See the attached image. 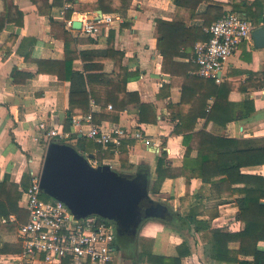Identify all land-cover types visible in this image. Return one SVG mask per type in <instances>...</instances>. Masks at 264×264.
Masks as SVG:
<instances>
[{"label":"crops","instance_id":"0c3cea01","mask_svg":"<svg viewBox=\"0 0 264 264\" xmlns=\"http://www.w3.org/2000/svg\"><path fill=\"white\" fill-rule=\"evenodd\" d=\"M5 1L0 0V14L4 11ZM10 1L23 16L15 13L14 22L8 23L0 34V264H49L42 256L21 258L23 243L19 230L29 221L25 191L32 181L31 171L41 169L46 148L55 141H47L43 136L39 128L41 121H47L49 127L56 126L71 133L70 138L91 139L82 135L76 126L65 129L70 115L71 89L89 88L85 64L93 66V73L103 75L93 84L98 98V102L91 100L90 112L93 115L99 114L104 105L108 110L113 109V102H108L109 79L120 82L125 77L126 90L138 93L142 103L153 106L155 111L149 117L154 118L155 113V122H142L138 110L124 108L118 122L102 120L97 123L108 127L119 126L132 133L144 128L147 135L157 142L159 152L133 137L123 138L130 168H121L120 147L118 153L115 147L112 158L103 160L104 165L120 173L125 171L134 175L146 168L151 188L155 182L157 157L167 151L171 164L180 167L186 149L183 136L174 133L178 121L172 118L169 108V104L181 102L183 80L178 77L174 82L170 74L163 72V55H172L174 62L187 66L190 75L201 77L197 73L199 65L194 57L195 47L205 42L198 41L190 50L182 47L175 51H160L156 37L157 21L181 20L185 22V27H201L208 34L206 29L211 24L228 12H236L258 28L263 26L264 0H132L126 15L117 11L105 13L99 0H78L67 9L63 8L60 0ZM33 1H47L43 3L44 11L40 12ZM100 11L103 14L120 13L125 23L104 27L96 37L85 35L81 28L73 27V22L80 21L82 13L96 17L103 15ZM66 14L70 18L65 21ZM52 18L65 21L72 36L81 39L80 43L75 42L71 47L78 56L73 62L75 74L72 80H60L52 70L40 72L35 62H60L66 58L65 41L51 32ZM193 36V33L190 34V39ZM85 54L95 59L84 62L81 55ZM222 76L221 83L215 82L228 91L230 107L238 109L240 114L248 111V115L226 126L212 120L205 127L204 116L197 120L195 129L205 127L206 137L214 139L209 146L221 156V163H217L222 166L220 172L211 180L193 178L188 194L184 177L168 178L160 192L151 196L165 205L173 204V209L184 215L195 204H203L205 217L215 215L213 227L239 232L245 228L240 219L239 204V200L245 197L243 189L247 185L246 180H249L245 176L254 177L253 182L260 186L264 184V47L257 46L253 35L228 59ZM171 83L168 92L164 85ZM213 104L214 98L211 97L206 110L209 111ZM84 115L87 114L74 117ZM216 139L222 140L215 143ZM76 149L83 153L80 147ZM197 153L198 149L194 148L192 156L196 157ZM90 161L99 165L97 160ZM261 202L264 204V197ZM137 235L139 241L152 245L155 254L168 256H176V247L186 240L192 254L183 259V264H216L210 257V245L202 242L199 234H184L158 219H149ZM238 246V243L230 245L232 248ZM258 246L264 250V242ZM117 255L114 264H134L119 249Z\"/></svg>","mask_w":264,"mask_h":264},{"label":"trees","instance_id":"16d2710c","mask_svg":"<svg viewBox=\"0 0 264 264\" xmlns=\"http://www.w3.org/2000/svg\"><path fill=\"white\" fill-rule=\"evenodd\" d=\"M33 2L38 6L40 12L44 11L43 3L47 1ZM131 2L132 0H99L105 13L117 11L122 15H126ZM15 13L23 16L19 12V9L13 5V1H5L4 11L0 14V34L8 23L14 22ZM69 18L70 15L66 14L65 21ZM65 21H55L52 18L51 32L55 37L63 38L62 40L65 41L66 58L60 62L47 60H36L35 62L38 63L40 72L52 70L55 74L57 73L60 80H72L75 74L73 62L78 56L71 47L75 42L80 43L81 39L72 36L66 28ZM184 32L185 34L183 35ZM192 33L194 36L190 39V34ZM156 37L157 46L160 51H175L182 47L185 50H190L194 49L198 41L209 40V34H206L201 27H185V22L181 20L166 21L159 19L156 26ZM196 55L194 57H197ZM81 57L84 62L95 59L94 56L86 54L81 55ZM162 70L170 74L174 78V82L177 81L178 77L183 80L182 100L178 104H169V108L171 109L172 118L178 121L174 133L183 136V145L186 149L183 165L180 167H174L171 164L168 160L167 151H163L157 157L154 171L155 182L150 188V194L159 193L166 179L177 177H184L186 179L188 194L193 178L211 180L217 176L222 168L220 164L219 166L217 164L221 163L219 160L221 156H218L212 146H209L214 139L209 140L211 136L206 137L207 132L205 131V127L207 123L213 120L222 126H226L227 123L237 120L241 116H247L248 111H243L240 114L238 109L230 107L231 104L227 101L228 91H226L224 86L216 84L213 79L207 80L199 76L190 75L187 66L174 62L172 55H163ZM85 71L88 74L87 82L89 88L74 87L71 89L69 100L70 115L66 119V130L71 129L74 116L90 112L91 100L98 102L93 84L99 81L100 76L103 77V75L93 73V66L87 64H85ZM107 82L108 102H113V109L108 110L107 105H104L99 114L93 115L96 123L102 120L118 122L120 112L124 108L128 110L135 108V110H138L142 122L156 121L155 113L153 115L154 118L149 117L155 111L153 106L142 103L138 93H130L126 90L125 77L120 82L110 79ZM172 84L164 85V89L169 92ZM211 97L214 98V104L207 111V101ZM200 116L206 118V124L203 129L196 130V123ZM75 138L77 139V137ZM77 140L78 147L83 151V154L88 153L86 156H91V159L97 160L98 164H103L105 158H112L114 156V145H110L107 149H104L92 139L81 138ZM221 140L216 139L215 143L221 142ZM194 148L198 149L196 157L192 156ZM120 161L121 168L127 169L131 167L128 150L124 142L120 146ZM139 171L147 172V169L142 168ZM245 177L249 179L246 180L247 185L245 184L246 187L243 189L245 197L239 200L240 219L245 224V228L242 231L231 232L225 228L213 227L212 220L215 218V215L205 217V214L202 212L204 209L203 204H195L185 215L176 212L169 205H166L168 210L165 216L158 220L184 234H199L201 241L210 245V257L216 264H264V250L258 246L260 242H264V204L261 202V198L264 197V184L260 186L256 182H253L254 177L252 176ZM137 238L138 235L136 239L117 235L118 249L123 252L125 257L131 259L134 264L139 262L149 264H183V259L192 254V249L186 240L176 247V256H168L155 254L150 243L141 242ZM232 243H238L239 246L232 248L230 247Z\"/></svg>","mask_w":264,"mask_h":264},{"label":"built area","instance_id":"2783aa9c","mask_svg":"<svg viewBox=\"0 0 264 264\" xmlns=\"http://www.w3.org/2000/svg\"><path fill=\"white\" fill-rule=\"evenodd\" d=\"M60 1L63 2V8L67 9L78 0ZM80 21L82 32L96 37L104 27L124 24L125 18L120 13L96 17L82 13ZM69 24L72 25V22L69 21ZM262 25L264 26V15ZM256 28L245 16L236 12H228L211 24L206 29L209 40L195 47L198 75L221 83L226 62L244 42L252 38ZM109 107L112 108V105ZM72 125L103 148L114 145L117 153L122 139L126 137H133L160 151L157 142L147 135L144 128L132 133L119 126L97 124L92 112L74 117ZM39 128L47 141L63 142L71 137V133L56 126L49 127L47 121H41ZM40 175L41 169L31 171L32 181L25 191L29 221L19 230L23 243L21 258L34 259L42 256L49 264H114L118 256L115 223L98 215L77 218L63 201L54 198L44 200Z\"/></svg>","mask_w":264,"mask_h":264},{"label":"water","instance_id":"95a60500","mask_svg":"<svg viewBox=\"0 0 264 264\" xmlns=\"http://www.w3.org/2000/svg\"><path fill=\"white\" fill-rule=\"evenodd\" d=\"M81 26L80 21L73 22L74 28ZM252 35L257 46L264 47V26ZM90 160L68 143L50 142L41 167V189L66 203L77 218L98 215L111 220L117 235L130 239H136L145 221L165 216L168 207L150 194L148 172L124 174Z\"/></svg>","mask_w":264,"mask_h":264},{"label":"rangeland","instance_id":"374dc122","mask_svg":"<svg viewBox=\"0 0 264 264\" xmlns=\"http://www.w3.org/2000/svg\"><path fill=\"white\" fill-rule=\"evenodd\" d=\"M63 142L68 143V144L74 146L75 148H77V147L79 146L78 143H77V139H76L75 137H72V138H70V139L64 140ZM123 172H124L125 174H129V173L125 172V171H123ZM123 172L121 171V173H123ZM42 198H43L44 200H48V199H50V198H52V197L44 193V195H42ZM169 207H170L171 209H173V204H172V205L170 204ZM137 240H138V238H137Z\"/></svg>","mask_w":264,"mask_h":264}]
</instances>
